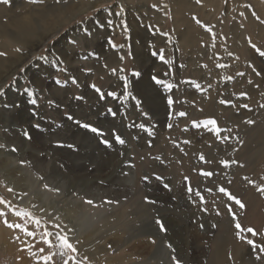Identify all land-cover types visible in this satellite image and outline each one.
Here are the masks:
<instances>
[{"label": "rangeland", "instance_id": "374dc122", "mask_svg": "<svg viewBox=\"0 0 264 264\" xmlns=\"http://www.w3.org/2000/svg\"><path fill=\"white\" fill-rule=\"evenodd\" d=\"M181 1L189 5L178 6L177 0H10L9 5L0 4V32L6 31L13 20L16 22V17L24 18L25 24V31L15 29L24 44L0 34V52L6 54L0 56L2 61L25 52V44L44 33L39 30L42 26L28 19L29 15L37 14L41 23L42 17L50 13L45 7L57 8L55 14L62 22L71 12L89 9L30 56L2 87L6 95L0 97V134L8 138L1 151L26 157L16 160L12 173V180L22 191L9 193L1 177L0 197L15 205L17 211L44 215L21 202L23 185L29 181L20 172L25 169L36 179L34 191L50 195V201L57 198L59 210L48 211L60 214L63 221L59 222L73 229L72 242L80 257L87 256L90 264H172L173 256L181 264H236L240 249L251 250L237 238L236 222L261 234L252 237L242 233V237L264 244V195L248 183L251 180L256 186H264V108L260 107L264 104V56L259 54L264 51V0ZM121 7L124 11L115 15ZM112 69L117 70L116 75ZM153 77L162 83L155 84ZM56 79L63 86L57 85ZM164 84H173V89L166 90ZM92 85L105 94L104 100ZM24 86L33 91L35 108L23 94ZM110 91L116 99L106 95ZM240 93H246L247 99L238 98ZM78 96L82 99L77 100ZM168 97L174 100L172 116ZM221 100L231 104H221ZM49 101L54 103L50 105ZM241 103L252 111L241 108ZM108 108L118 115L113 118ZM33 110L39 112L38 117L32 115ZM180 111L187 115H175ZM67 114L100 128L105 136L96 137L79 128L66 119ZM206 119H215L221 129L232 130L222 131L221 135L239 136L243 143H224L210 128L192 127L193 121ZM249 119L255 121L251 126L244 123ZM36 123L41 125L39 130L33 127ZM57 124L61 126L57 128ZM139 124L152 135L136 127ZM26 129L30 140L23 136ZM113 131L125 139L124 146L115 144ZM101 139H108L111 146L106 148ZM185 140L190 143L185 144ZM57 143L72 144L76 150L55 147ZM13 146L16 152L10 150ZM201 155L204 162L199 159ZM221 160H236L238 164L224 168ZM20 161L31 167L27 163L21 166ZM201 170L213 171L214 175L202 177ZM157 175L162 180H156ZM144 176L151 179L145 182ZM45 182L59 188V194L46 191ZM164 183L169 188H164ZM189 186L193 195L187 192ZM221 186L239 198L245 208L227 201L217 191ZM195 191L204 196L205 204H199ZM145 198L154 203H146ZM85 199L93 200L96 206L84 203ZM227 206L233 207L236 221ZM3 210L10 223H23L9 209ZM217 211L221 215L217 216ZM83 216L90 218V224L84 228L87 233L79 235L78 224L67 222ZM156 219L162 221L166 232H160ZM0 227L7 231L0 239V264H34L30 252L20 251L25 247L21 241L35 244L31 251L38 252L44 245L7 228L2 221ZM16 236L20 240L14 239ZM149 244L166 249L168 254L162 260H150ZM248 262L260 264L253 257Z\"/></svg>", "mask_w": 264, "mask_h": 264}, {"label": "snow or ice", "instance_id": "6c2138e0", "mask_svg": "<svg viewBox=\"0 0 264 264\" xmlns=\"http://www.w3.org/2000/svg\"><path fill=\"white\" fill-rule=\"evenodd\" d=\"M31 2H35V0H31ZM200 0H197V3H199ZM10 0H0V4L3 5H9ZM124 9L123 7H121L119 9L118 12L115 13V15L119 16L121 12H123ZM112 21H109V24H111ZM124 21H121V24H123ZM101 27H103V25H101ZM125 30H127L125 28ZM72 44L75 45L77 44V41H72ZM109 44L112 45L113 48H115V45L112 44L111 40H109ZM16 51H20V49H16ZM261 56H264V51L259 53ZM6 55L3 52H0V56H4ZM89 55H91V53H89ZM153 56L157 55L156 52L152 53ZM39 59H45V57H40ZM160 59L163 62L165 57L163 54L160 55ZM120 60L123 61L124 60V56H120ZM105 67H107V65H105ZM217 67H225V65H217ZM124 69L121 68L120 72H123ZM113 75L117 74V70L116 69H112L111 70ZM133 76L137 75L136 72L132 73ZM237 75L239 76H243V73H237ZM256 75H260L259 72L256 73ZM120 79L122 81L125 80L124 76H120ZM229 81L232 79V77H228L227 78ZM153 80L155 82V84L160 85L162 83V81L156 77H153ZM55 83L59 86H63L61 84V81L59 79L55 80ZM72 83H76V80L73 79ZM249 83H252L251 80H249ZM93 89L99 94V98L100 100H104L105 99V94L101 92L100 89L96 88L95 85H92ZM125 89H127V84L125 83L124 85ZM164 88L166 90H172L173 89V84H164ZM196 88L199 89L200 85L197 84ZM23 94L27 95L29 97V103L32 104L35 108V106L37 105V100L36 99H32V96L34 95L33 91L30 89L29 86H24L22 89ZM6 95V92L3 88H0V96H4ZM109 97H112L113 99H116V95L113 92H108L106 94ZM238 98H243V99H247V94L246 93H240ZM77 100L82 99V97H76ZM124 99L127 100L128 96L125 95ZM53 101H49V104H53ZM221 104H225V105H229L231 104V101H227V100H221L220 101ZM167 105L169 108V116H172L174 113L171 111V109L173 108L174 105V100L171 97L167 98ZM234 106V105H233ZM6 107H12L11 105H6ZM241 108L247 109L248 111H252V109L245 103H241L240 104ZM260 107L264 108V104H261ZM108 114H110L113 118H115L118 113L113 111L112 108H108L107 109ZM32 115L34 117H38L39 116V112L33 110L32 111ZM145 115H147V113H145ZM175 115H177L178 117H185L187 115L186 112L184 111H180L178 113H175ZM66 119L68 121H72L74 124L78 125L79 128L86 130L89 133H92L94 136L96 137H104L105 133L98 127L93 126L91 124L82 122L80 120L75 119L71 114H67L66 115ZM244 123L248 124L249 126L253 125L255 123V121L249 119V120H245ZM61 125L57 124L56 127L59 128ZM203 126L205 128H210L211 132L213 134L216 135L217 139L220 140L221 142L224 143H228L232 140H235L237 143L242 144L243 142L240 140L239 136H230V135H221L222 131H228L231 132V129H221L218 124L217 121L215 119H206L202 122H196L193 121L192 123V127L196 128V127H200ZM33 127H35L37 130H39L41 128V125L39 123H36L33 125ZM136 127L140 128L141 130L147 131L148 135H152L151 131H148L147 129H145V126L143 124H139L136 125ZM169 128L172 127L171 124L168 125ZM187 130V129H185ZM7 131V129L5 130ZM112 137L114 138L115 144L124 146L126 144L125 139H123L121 137V135L117 134L115 131L112 132ZM23 136L25 139L30 140L31 139V135L30 133L25 130L23 132ZM100 143L103 144L106 148L110 147V141L108 139H101ZM185 144L190 143V141L185 140L184 141ZM68 147L70 149L76 150L75 146L72 144H68V145H64L61 143H57L55 145V147L58 148H63V147ZM151 146V145H150ZM5 144L0 143V149H5ZM12 152H16L17 148L16 147H12L10 149ZM236 149H233V151H235ZM156 159H159V157H156ZM199 159L204 162L205 161V157L203 155H201L199 157ZM28 164L29 167H31V164L26 162V161H20L21 166H24L25 164ZM210 163V161H209ZM220 164L222 165V167L224 168H229L232 165H237L238 161L236 160H221ZM133 164H129L128 167H133ZM240 167H243V165H239ZM127 174V173H125ZM200 176L205 177V178H211L213 177L214 173L213 171L210 170H201L200 171ZM38 179L40 180H44L43 176H38ZM151 179V177L149 176H144L143 180L145 182H148ZM156 180H162V177L160 176H156L155 177ZM245 179H247V177H245ZM262 179H264V177H262ZM185 180L187 181L188 178L185 177ZM249 184H252L253 187H256V190L261 193L262 195H264V186H256L253 181L248 180ZM164 188H169V185L167 183H164ZM43 188L46 191H51V192H55L57 195L60 192L59 188H54L49 186V184L47 182H45L43 184ZM9 193H12L14 191V189L12 187H9L8 189ZM209 191H211V189H209ZM217 191L221 194H223L224 197L227 198V201L232 202V205L238 206L240 209H244L245 205L244 203H242V201L237 198L233 193H231L230 191H228L225 187L221 186L217 189ZM187 192L190 195H193V189L192 187H188L187 188ZM24 195H27V193H24ZM195 197L199 198V204L203 205L206 203L205 198L203 195H201V193L199 191H195L194 193ZM105 203H112V201L110 200H105ZM145 202L146 203H154V201L148 200L147 198H145ZM84 203L91 205V206H96L95 202L91 199H85ZM0 206H3V208H0V221H2L4 223V225L13 230V231H19L21 232L24 237H27L31 240H35L36 244H43L44 247L39 248L38 252L37 251H31L32 248H35V244H30L28 243V240H23L21 241V243H23L25 245L24 248H21L20 251H25V252H30V256L35 257L34 260V264H57V259H59V264H90V260L87 256H83L80 257V253L78 251L77 245L75 243L72 242V237L70 235V233L73 232V229L69 228L66 224H62L60 221V217L54 215L52 212H49L47 209L45 208H40L39 211L41 213H43V216H37L34 215L31 211H27V210H19L17 211L16 206L13 205L10 201L5 200L3 197H0ZM33 208L37 207V205H32ZM7 208L9 209V211L11 212V214L13 216H15L18 220L23 221V223H10L8 221V213L5 212L3 209ZM228 208V213L231 214L232 216V220L236 221L237 217L235 215L234 209L232 206H227ZM207 209L201 208V211H206ZM216 215L219 216L221 215V213L219 211L216 212ZM45 217H50V219H48L47 221L45 220ZM155 224L157 226H159V230L161 233H164L167 231L165 225L162 223V221L160 219H156L155 220ZM201 228H203V225H200ZM213 228H216L217 225L213 224L212 225ZM30 228H34L35 230H30ZM234 228L236 230V236L238 239H243L244 242L247 245L251 246V254L252 257L254 258L255 261L260 262V264H264V244H258L256 242H254L253 239L251 238H247V237H242V233H250L252 237H257L258 235H261L260 233H258L256 230H254L251 227H247V228H242L241 224L239 222H236L234 224ZM14 239L16 240H20L19 236L14 237ZM167 247L171 248V245H166ZM47 249V251H46ZM172 264H181V261L176 257L173 256L172 257Z\"/></svg>", "mask_w": 264, "mask_h": 264}, {"label": "bare ground", "instance_id": "6f19581e", "mask_svg": "<svg viewBox=\"0 0 264 264\" xmlns=\"http://www.w3.org/2000/svg\"><path fill=\"white\" fill-rule=\"evenodd\" d=\"M196 1V0H195ZM202 2H213L214 0H201ZM174 3V2H173ZM216 3V0H215ZM48 4V3H47ZM176 4L178 6H182L184 8H186L187 5H189L188 3H185L181 0H177ZM47 6V5H46ZM95 6V5H94ZM93 6V7H94ZM87 8V7H86ZM86 8H81L79 10H76L75 12H71L62 22L58 21V18L55 14V10H57V8L54 9H50V7H45L44 9L46 11H49L50 13L48 15H45L42 17V21L41 23H39V17L37 14H34V16H28V19H31L34 21V24L38 27L39 25L42 27H39L40 32H44L39 34H36L33 32L32 30V34H35L38 39L32 40L29 43H27V45L25 44V48L26 51L22 52L21 54L15 56L14 58H10L8 61H2V59L0 60V88L3 87V85L10 79L12 78L14 75L17 74L18 69L25 63L26 60L29 59L30 56H32L38 49H40L41 47H43L49 40H52L55 36H57L58 34H60L62 28L66 25H68V23L72 22L79 14H83L84 12L87 13V11L89 9L86 10ZM43 9V8H42ZM41 12H39L38 14L41 15ZM24 18L21 17H16V22H14V20L9 24V27H7L6 31H1L0 34H2L3 36L6 35L7 38H10L11 40L22 43L24 44L25 41H23L22 39L18 38L15 32V29L19 30V31H25L24 29ZM58 24V26L55 27V25ZM2 28V27H1ZM0 28V29H1ZM94 32V31H93ZM7 33V34H6ZM6 50V49H5ZM25 50V49H24ZM14 53V52H13ZM18 54V53H17ZM11 55V54H10ZM11 57H13L11 55ZM31 58V57H30ZM67 60V59H66ZM68 65L70 66V59L67 61ZM26 65V63H25ZM30 73V72H29ZM23 77V76H22ZM50 75L47 76V78H49ZM21 78V77H20ZM19 83V82H18ZM42 84V83H41ZM147 85V84H145ZM40 87V86H39ZM44 85H41V88H43ZM147 88V87H146ZM21 93V91H19ZM1 97V96H0ZM5 97V96H4ZM9 101V100H8ZM9 116V115H8ZM14 117V116H13ZM4 119V118H3ZM10 120V119H9ZM3 123V122H1ZM22 123V122H21ZM4 124V123H3ZM25 124V123H24ZM9 127V126H8ZM27 130V129H26ZM1 132V131H0ZM8 137H6V135H1L0 134V142L3 144H7V139ZM10 138V137H9ZM11 140V139H10ZM13 141V139H12ZM14 142V141H13ZM16 142V140H15ZM13 144V143H12ZM32 148V147H31ZM30 150V149H29ZM41 150V149H40ZM7 152V151H6ZM21 152H22V148H21ZM41 153V152H40ZM5 154V153H4ZM3 152L0 149V178H4V182L7 184L8 187H12L14 189V193L18 192V191H22L21 188L18 187L17 182L12 180V173L13 170L15 168L14 163L16 162V160L20 159V158H25L23 155L20 156V154L18 156H15L14 154H7L4 155ZM56 154V153H55ZM26 155V154H25ZM13 156V157H12ZM30 156V155H29ZM32 156V155H31ZM35 156V155H34ZM32 158V157H31ZM3 161H2V160ZM28 159V158H27ZM26 159V160H27ZM5 160V161H4ZM21 160V159H20ZM31 160V159H30ZM19 161V160H18ZM28 161V160H27ZM5 163V165L3 164ZM35 163V160H34ZM38 163V162H37ZM40 167V166H39ZM52 168V167H51ZM36 169V168H34ZM40 171V170H39ZM53 171V170H52ZM55 171V169H54ZM21 174H23L24 178L26 180H29L25 185H23V191L24 193H27V195H24L21 198V202L22 204H24L27 207H32V205H37L36 208H31L33 209L35 212L43 214L39 211L40 208H45L47 210H51V209H55L58 208V202H57V198L56 201H50V198L48 194L46 193H41V192H36L34 191V186L36 184V179L33 178V176L30 173H27V171L25 169H21L20 170ZM49 172V171H48ZM47 173V172H46ZM47 176V175H46ZM53 176V175H52ZM51 177V176H50ZM1 178V179H2ZM55 178V177H54ZM61 180V179H60ZM5 186V185H4ZM33 198V199H32ZM52 198V197H51ZM57 216L60 217V221H63L62 217L60 214H58ZM71 222H73L74 224H78L77 227L79 228V235L83 234V233H87V230L84 229L86 226H88L90 224V218H87V216H83L81 218V220L78 219H73L68 221L67 223L71 224ZM1 228V227H0ZM7 231L5 232L2 228L0 229V239L3 240V238L6 236ZM141 235V234H140ZM148 235V234H147ZM184 236V235H183ZM85 238V237H84ZM139 239H137L136 241L138 242ZM184 240V239H183ZM124 241V240H123ZM140 241V240H139ZM125 242V241H124ZM129 243V242H128ZM140 243V242H139ZM188 245V244H187ZM79 246H82L81 244H79ZM117 248V247H116ZM224 248V247H223ZM90 249V247L88 248ZM131 249V248H130ZM202 249V248H201ZM200 249V251H201ZM103 250V249H102ZM101 250V251H102ZM129 250V249H128ZM148 254L147 256L151 255V259L152 261H155L157 259H163L165 254H168L166 249L163 248H159L156 249L155 246H151L149 244L148 248ZM120 251V250H119ZM127 251V250H126ZM138 251V250H137ZM159 251V252H158ZM196 251V249L194 250ZM105 252V251H104ZM139 252V251H138ZM143 252V251H142ZM103 253V252H101ZM124 253V252H123ZM98 255V254H96ZM125 255V254H124ZM130 255V254H129ZM175 255V253H174ZM222 255V254H221ZM121 256V255H120ZM130 256H133L130 255ZM143 256V255H142ZM251 250H241L240 252L237 254L236 256V264H249L248 261H250L251 257ZM122 257V256H121ZM134 257V256H133ZM116 258V257H115ZM120 258V257H118ZM124 258V257H123ZM139 258V257H138ZM122 259V258H120ZM116 260V259H115ZM134 260V259H133ZM167 261L170 260L169 257L166 258ZM131 261V260H130ZM158 261V260H157ZM255 261V260H254ZM135 263V261H133ZM137 262V261H136ZM149 262V261H148ZM170 262V261H169ZM116 263V262H115ZM252 263V260H251ZM136 264V263H135ZM156 264V263H153ZM235 264V263H233Z\"/></svg>", "mask_w": 264, "mask_h": 264}]
</instances>
